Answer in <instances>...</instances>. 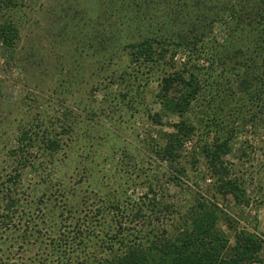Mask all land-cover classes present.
Masks as SVG:
<instances>
[{"label":"rangeland","instance_id":"374dc122","mask_svg":"<svg viewBox=\"0 0 264 264\" xmlns=\"http://www.w3.org/2000/svg\"><path fill=\"white\" fill-rule=\"evenodd\" d=\"M213 1L148 0L147 12L142 7L154 22L156 41L169 48L163 68L170 64V41L192 29L191 16L215 11ZM123 2L0 0V23L16 31L12 47L0 43V264H93L109 253V245L120 250L134 237L145 244L146 234L172 230L173 216L154 207L148 187L164 198L183 197L154 154L159 132L172 131L181 118L163 110L155 96L160 69L149 73L147 64L128 54L125 45L146 32L125 28L128 9ZM222 19L192 50L176 51L172 61L175 67L195 64L202 80L203 92L186 113L196 133L210 128V141L235 132L230 141L236 156L227 160L253 198L248 206L235 207L230 196L228 204L244 217L238 227L250 226L264 237V102L255 125L235 123L233 128L228 108L218 106L220 97H204L215 89L212 73L205 69L207 57L217 53L216 72L225 54L233 59L220 72L218 85L238 78L234 64L240 68L244 62L239 73L250 67L251 74L261 63L250 35L232 33ZM137 89H145L144 99ZM154 112L159 124H154ZM23 130L30 131L34 144L23 142L14 153ZM46 135L59 142L52 155L45 150ZM193 137L186 150L196 145ZM199 158L197 165L186 161L187 178L205 189L213 180L203 156ZM116 201L120 209L113 212L108 204ZM114 217L128 235L110 244L106 238Z\"/></svg>","mask_w":264,"mask_h":264},{"label":"trees","instance_id":"16d2710c","mask_svg":"<svg viewBox=\"0 0 264 264\" xmlns=\"http://www.w3.org/2000/svg\"><path fill=\"white\" fill-rule=\"evenodd\" d=\"M124 1L125 3L122 4L128 9L125 11V28L138 27L140 35L146 32V37L128 42L125 48L133 60H141L148 65L149 73L160 69L155 96L163 110L181 118L172 124V131L159 132V138L154 144V154L155 162L162 164L165 168L167 180L180 190L182 189L183 197L167 195V198H164L161 194L157 195L150 185L148 189L154 192L152 198L154 207H158L163 216H173L172 223L169 224L172 230H164L162 234L154 230V233L146 234L145 244L138 240V236L134 237L120 250H114L109 245V253L107 252L103 258H97L93 264H264V237L250 226L238 227L244 217L242 213L236 214L228 204L230 196L235 207H246L250 203L249 199L253 198L246 192L245 179L233 172L231 167L235 164L227 160L229 155L234 154L230 140L235 132L232 134L231 130L224 136L216 135L210 141L207 140L210 128L196 133L197 126L187 118L186 113L193 106V101L197 100L203 92V83L195 64H189V61H186L180 67H175L172 61L176 51L192 50L203 36L212 34L213 25L223 20V17L232 33L246 32L250 35V39L257 45L255 53L258 55L256 57H261V63L255 71H251V74H248L250 67L247 72L241 70L242 73H239L240 68L247 66L244 62H241V65L238 64L240 68L234 64L232 68L234 71L237 70L238 78L218 85L219 78H222L220 72L225 73L227 63L233 59L225 54L223 64L219 67L220 72H216L214 62H216L217 53L213 57H207L208 65L205 69L212 73L215 89L213 93L204 94V97L215 100L220 97L218 106L222 111L228 108V115L233 118L230 121L231 127L234 128L235 123L240 124L241 128L253 125L255 116L260 112L258 107L264 102V0H253L250 3H248L249 0H215L216 2L213 1L215 11L209 9L210 14L206 11L193 18L190 15L189 23L192 29L187 30L188 32L181 31L177 40L170 41L173 52L169 58L168 68H163L161 61L169 48L163 45V42L156 41L154 27H151L154 22H151L142 10L144 7L147 12L150 8L148 0ZM209 16L210 18H207ZM15 32L10 24L0 23V43L5 47H12L16 41ZM216 47L222 46L216 45ZM216 47L214 50L217 49ZM144 90H138L136 93V95L139 94L140 100L144 99L142 94ZM263 108L260 110L263 111ZM153 118L154 124L160 123L161 119L156 112ZM29 133L30 131H21L17 138V146L12 152L19 153L23 142L26 146L28 145L27 147L34 144L35 139ZM193 136H195L196 145L186 150L187 143L194 138ZM44 142L46 153L50 155L59 146V142L48 135L44 137ZM241 154L245 155V151L242 150ZM202 156L208 178L210 181L213 180L212 184H207L205 189H201L200 185L197 186L188 179L190 176L186 169V161L197 165L200 161L199 157ZM169 199H176V201L174 203ZM116 202L108 204V207L112 206L113 212L120 209V204ZM111 220L114 229L112 228L106 240L110 244L119 239L122 242L128 235L124 232L126 227L117 217Z\"/></svg>","mask_w":264,"mask_h":264}]
</instances>
